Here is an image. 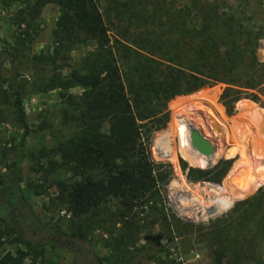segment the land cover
<instances>
[{
	"label": "rangeland",
	"instance_id": "374dc122",
	"mask_svg": "<svg viewBox=\"0 0 264 264\" xmlns=\"http://www.w3.org/2000/svg\"><path fill=\"white\" fill-rule=\"evenodd\" d=\"M98 3L111 40L166 38L186 44L181 38H251L257 44L258 61L264 64V47H261L264 43V0H98ZM19 6L20 3L15 0H0V257L7 252L15 254L21 250L27 253L26 264H215L211 253L213 240L201 228L210 219L225 213L234 202L254 196L264 189H259L264 186L263 173L251 174L242 168L238 174L247 180L248 185L238 192L241 198L233 200V195L222 186L234 163L236 165L239 161L243 167L239 156L243 147L238 140L241 137L249 140L248 146L257 151L259 138L264 136V129L258 130L249 124V120L237 110L240 102H250L264 117V83L259 86L258 93L249 91L259 96L260 103L242 99L234 105L231 115L227 114L220 102V96L226 88L238 89L236 86L217 83L199 90L201 92L171 99L167 104L169 120L165 128L154 131L146 141L151 159L159 165V194L153 198L147 195L143 200H135L128 209L117 200H108L101 208L75 218L58 200L56 182L70 185L79 181L82 175L61 164L56 149L72 137L77 127L69 119L73 113L61 97V91H41V84L54 73V68L32 61L33 55L51 53L53 50L52 31L55 29L58 7L53 4L45 6L37 22L39 33L33 43L18 45L15 42L17 29L10 24V16ZM95 48L94 42L77 45L69 53L70 59L65 66L58 71L68 76L70 70L79 67L82 59ZM17 91L22 94L29 129L24 140L23 129L12 105ZM203 91L215 92L214 103L220 107L225 121L216 120L211 111L213 104L202 98L205 94H202ZM64 93L79 96L82 90L72 88ZM184 100L188 102L183 108L181 103ZM195 102H199L197 109L193 108ZM65 111L69 112L68 120H65ZM174 111L181 112L184 119L192 120L194 126H190L195 127L202 139L209 142L216 154L211 166L192 164L187 158V155L203 156L193 144L191 135L183 154L176 138L175 157L160 155L158 149L166 148V145L155 142L161 139L170 146L171 139L167 133ZM232 119L245 120L247 126L244 129H248L243 132L242 126H236L238 130H233L235 135L230 134L223 123L231 127ZM262 119L264 121L261 117L260 123H263ZM97 125L101 130L107 128L106 123L97 122ZM211 128H215L217 133L212 135ZM221 134L230 140L223 139ZM39 148L48 151L47 157L41 160L43 170H38L30 159V154ZM231 148L233 150L227 152ZM260 150L256 166L264 164V146ZM19 156V188L35 216L29 219L24 216L23 209L18 206L8 187L12 164ZM219 160L232 161L220 184L193 182L187 178L190 168L209 169ZM51 162L57 163L54 170L50 168ZM49 168L51 171L48 173L46 170L49 171ZM182 178L187 184L222 188L230 196L229 206L204 218H193L191 214L179 215L171 199H178L180 205L186 206L185 200L189 199H186L188 197L184 196L178 183ZM199 197L202 201H210L214 200L215 195L205 192L192 199L196 201ZM44 225L53 229L44 230ZM80 230L86 235L80 237ZM22 240L31 241L32 245L27 248L21 243ZM248 254L254 258H248L245 264H264V238L259 239L254 250ZM220 264L230 263L223 259Z\"/></svg>",
	"mask_w": 264,
	"mask_h": 264
},
{
	"label": "trees",
	"instance_id": "16d2710c",
	"mask_svg": "<svg viewBox=\"0 0 264 264\" xmlns=\"http://www.w3.org/2000/svg\"><path fill=\"white\" fill-rule=\"evenodd\" d=\"M15 1L20 6L10 16V24L17 29L15 42L18 45L33 43L39 33L37 22L45 6L58 7L52 31L53 50L33 55L32 61L54 68V73L41 84V91L60 90L73 113L69 119L77 127L72 137L56 149L61 164L82 175L79 181L70 185L56 182L58 200L75 218L101 208L108 200H117L128 209L135 200L159 194V165L151 159L146 141L154 131L165 128L169 120L167 104L174 97L223 83L238 88H226L220 96L228 115L242 99L260 103L259 96L249 92L258 93L259 86L264 83V64L258 61L257 44L251 38H181L186 44L166 38L111 40L98 0ZM87 42H94L95 50L82 59L79 67L72 68L68 76H63L58 70L70 59L69 53L77 45ZM72 88H80L82 93L79 96L64 93ZM202 98L213 104L211 111L217 121L226 120L214 103L215 92H207ZM187 102L184 100L181 107L184 108ZM198 104L195 102L193 108L197 109ZM12 105L24 140L29 129L19 91L15 92ZM68 115L65 111V120ZM97 122L106 123V130H101ZM230 122L231 127L226 122L223 126L232 135H235L234 128L238 130L236 126H242V131L248 129H244L247 126L245 120L232 119ZM231 150L233 148L227 152ZM47 155L45 148L30 154L31 162L38 170H43L41 160ZM231 162L219 160L209 169L190 168L186 176L193 182L220 184ZM19 164L20 156L12 164L8 187L29 219L34 214L19 188ZM51 165L54 170L57 163L51 162ZM50 168L46 172L49 173ZM241 168L255 173L243 168L239 161L234 163L222 185L233 195V200L241 198L238 192L248 185L238 174ZM44 226V230L53 229ZM201 230L213 240L211 253L215 264H220L223 259L230 264H245L248 258H254L248 252L264 238V189L234 202ZM85 233L80 230L79 236H85ZM21 243L27 248L32 245L26 240ZM26 257L27 253L21 250L15 254L7 252L0 257V264H26Z\"/></svg>",
	"mask_w": 264,
	"mask_h": 264
},
{
	"label": "bare ground",
	"instance_id": "6f19581e",
	"mask_svg": "<svg viewBox=\"0 0 264 264\" xmlns=\"http://www.w3.org/2000/svg\"><path fill=\"white\" fill-rule=\"evenodd\" d=\"M244 102V101H243ZM240 113H242V116L244 118L247 119V121L249 122V124H251L252 126L257 127V129L259 130L260 128L264 129V121L261 117L264 118L263 116H261L258 113V109L255 107V105L253 103L250 102H240L238 104V109ZM260 115V117H258V115ZM251 118V119H250ZM192 120L189 119H184V117L181 115V112L179 111H174L173 113V121L170 124V128L168 129V133L170 135V139H171V144L170 146H167V141H161V139H157L155 144L158 143H165L166 148L163 149H158L160 150V155H164V156H174L177 153L176 152V138L178 141V146L180 149V152L183 154L184 151L186 150L185 147L188 146L189 144V140L191 141V139H189L190 135L193 139V141H195V138L197 140L200 141V139L202 138L201 136H199L198 131L195 130V127H193L194 125L191 123ZM201 121V120H200ZM190 124H192L190 126ZM214 126V125H213ZM217 127V125H215V128ZM215 128H211L212 131H210L213 134H216L217 131ZM196 134V135H195ZM201 137V138H200ZM221 137L225 140H230V138L228 136H224L223 134H221ZM189 139V140H188ZM260 142L258 143L257 146V151H253L251 146L249 145V140H246L244 138H240L238 140V143H240L242 145V149L239 152V156L241 159V163L243 165L244 168L247 169H252L253 168H257L258 170H254L255 173H264V164H257L258 166H256V163L259 162V156H260V148H262L264 146V136H261L259 138ZM201 142V141H200ZM162 144V143H161ZM170 149V150H169ZM191 151V150H190ZM165 153V154H164ZM187 158L189 159V161L193 164V163H197L202 167H209L214 163V160L216 158V154H214V152H206L205 154H203V156L201 155H197L195 154L194 156H188ZM261 166V167H260ZM179 183V188L181 189V191L183 192L184 196L188 197L186 199L189 200H185V204L186 206L180 205L179 202L180 200H174L173 198L172 200V204L174 209L178 212L179 215H190L193 218L196 217H209L211 215L217 214L219 212L224 211L229 205V199L230 196L227 192H225L222 188L217 187L214 185L213 186H209L208 184H200V185H194V184H187L184 179L182 178L180 180ZM172 192V191H171ZM205 192L208 193H213L215 195L214 200H204L201 199L199 197L198 200H194L192 199L193 197H198L201 194H205ZM181 198V197H180ZM211 199V198H209Z\"/></svg>",
	"mask_w": 264,
	"mask_h": 264
},
{
	"label": "water",
	"instance_id": "95a60500",
	"mask_svg": "<svg viewBox=\"0 0 264 264\" xmlns=\"http://www.w3.org/2000/svg\"><path fill=\"white\" fill-rule=\"evenodd\" d=\"M198 133H199V131H198ZM199 136H201L200 133H199ZM200 141L198 140V137H197V140L195 138V141H193V144L195 145V147H196V149L198 150L199 153L205 154L206 152H209V153L213 152L208 141H206L205 139L203 140L202 138L200 139Z\"/></svg>",
	"mask_w": 264,
	"mask_h": 264
},
{
	"label": "built area",
	"instance_id": "2783aa9c",
	"mask_svg": "<svg viewBox=\"0 0 264 264\" xmlns=\"http://www.w3.org/2000/svg\"><path fill=\"white\" fill-rule=\"evenodd\" d=\"M261 47H264V43H263V45L261 44Z\"/></svg>",
	"mask_w": 264,
	"mask_h": 264
}]
</instances>
